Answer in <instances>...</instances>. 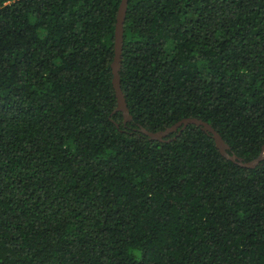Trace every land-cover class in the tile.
<instances>
[{
	"label": "trees",
	"instance_id": "trees-1",
	"mask_svg": "<svg viewBox=\"0 0 264 264\" xmlns=\"http://www.w3.org/2000/svg\"><path fill=\"white\" fill-rule=\"evenodd\" d=\"M0 0V264H264V0Z\"/></svg>",
	"mask_w": 264,
	"mask_h": 264
},
{
	"label": "water",
	"instance_id": "water-1",
	"mask_svg": "<svg viewBox=\"0 0 264 264\" xmlns=\"http://www.w3.org/2000/svg\"><path fill=\"white\" fill-rule=\"evenodd\" d=\"M127 5L128 0H122L121 6L119 8L118 18H117V26H116V32H115V59L113 62V72H114V87L117 93L118 97V109L124 112L125 119L128 120L131 118L129 108L127 106V102L123 93V90L121 88L120 83V75L119 70L121 66V56H122V50H123V36H124V22H125V16L127 11ZM194 123L198 125H202L205 129L209 130L217 143V146L219 147L220 151L224 156L227 158L239 163L242 166L245 167H255L258 163H260L261 160L264 159V147L262 150L261 155L249 162H244L242 159H239L237 155L230 154L229 153V145L225 142V140L222 138L221 134L212 127L209 123L206 121L192 117V118H185L181 121H179L177 124H175L172 127H169L165 129L164 131H157V132H151L145 130V132L154 139H163L165 136H167L169 133L176 131L180 128V130L185 129L189 124Z\"/></svg>",
	"mask_w": 264,
	"mask_h": 264
}]
</instances>
